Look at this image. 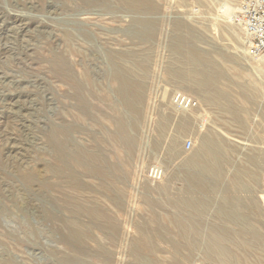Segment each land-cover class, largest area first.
<instances>
[{
    "label": "rangeland",
    "instance_id": "374dc122",
    "mask_svg": "<svg viewBox=\"0 0 264 264\" xmlns=\"http://www.w3.org/2000/svg\"><path fill=\"white\" fill-rule=\"evenodd\" d=\"M98 1L0 0V264H222L207 248L213 228L234 236L223 264H264V245L238 237L264 236V55H250L236 13L225 12L238 0ZM115 54L142 89L137 112L119 93L126 68ZM177 58L207 62L235 114L194 82L173 83ZM58 59L79 91L54 70ZM123 125L129 151L116 141ZM208 137L221 147L217 174L187 173ZM53 139L67 158L96 153L108 176L55 172ZM38 173L43 190L23 178ZM197 179L207 197L192 189ZM204 198L201 214L177 205ZM225 204L236 220L220 213ZM92 205L103 218L87 214ZM144 233L154 236L151 253L137 251Z\"/></svg>",
    "mask_w": 264,
    "mask_h": 264
},
{
    "label": "bare ground",
    "instance_id": "6f19581e",
    "mask_svg": "<svg viewBox=\"0 0 264 264\" xmlns=\"http://www.w3.org/2000/svg\"><path fill=\"white\" fill-rule=\"evenodd\" d=\"M82 1L86 5H89V6H92L96 2H99L98 0H82ZM120 1L123 3V5H125L127 7H134V8H137V9H144L145 5H146V1L145 0H120ZM236 8H237V5L235 7H226L225 12H226V14H229V15L230 14H235V13L237 14L238 8L237 9ZM179 25L181 26V24H178L177 26H179ZM182 28H183V25H182ZM177 48L179 49V47H177ZM5 54L7 55V53H5ZM111 58H112V60H115V61L123 64L125 66V68H126L125 69V73L123 75H119L118 76V79L121 81V86H120V89H119V93L124 98V100L127 101L128 106L134 112H137L138 106H139L140 101H141L142 89L140 87H137V86L133 85L129 81V79L127 77L128 65H127L126 57H124V56H122L120 54H119V56H117L115 54V55H111ZM60 59L55 61L54 70L57 72L58 76L62 80H64L65 82L69 83L77 91H79L80 87H79L78 82L74 78H72L70 75H66L64 73V67H65L66 63H65V61H62ZM203 64L193 63L190 60H182V59H178V58L174 59V61L171 62V65L169 67L170 68L169 78L171 79V81L173 83H176V84H181L183 82H194L198 86L199 90H201V91L209 90L208 95H209V99H210L211 103L216 104V105L220 106L221 108H223L225 110H228L232 114H235L236 110L231 105L232 103L229 100L230 97L228 98V96L226 94H223V93H221V92H219L217 90H214V88H215L214 84H216V83H214L213 70L210 69V67L208 66L209 64L207 62L205 63V61H204ZM259 69L264 71V59L262 60V62L259 63ZM249 92H251V91H249ZM236 109H237V107H236ZM8 112H9V110H8ZM188 128L189 127L185 124V122H182L180 124V130L181 131H185L186 132L188 130ZM23 130H25V129H23ZM116 141L118 143H120L121 145H123L124 148L127 149L128 151L131 150L134 147V142L128 137V133H127V130H126L124 125L118 131V134L116 136ZM11 142H13V141H11ZM13 145H14V142H13ZM52 145L55 146V148L58 149L57 150V155H58L57 156V161L59 163V169L56 170L55 172H57L59 174H61V173H65L66 174V173L70 172V169H71L70 166H71V167H76V168H82V169L86 170L87 172L91 173L92 175H96V176L98 175V176H102V177H107L108 176V174L105 171V168L102 166L101 158L96 153H91V152H86L85 153L84 150H83V152H77V153H75L73 155H70L67 158V157H64V153L62 152V149H60V143L58 142V140L53 139ZM30 146L31 145H28V147L27 146L26 147L29 148ZM173 149H175V148H173ZM220 149H221L220 145L218 144V142L214 138L208 137V138L204 139L201 154L196 155V157L193 160L188 162L184 170L187 173H189V174L191 172H193V171H198L201 175H207V174H213L214 175V174H217V161L219 160V155H220L219 150ZM24 153H26V152L24 151ZM64 158H67L68 162H66V160ZM40 168H43V167L40 166ZM41 170L43 171V169H41ZM70 174H72V173H70ZM16 178H17V176H16ZM23 178H24L25 182L28 185H31V186L34 185L35 186V184H36L42 190L45 189L46 186H47L46 183L43 181V177H42L41 173L33 174V175H25ZM22 182H24V181H22ZM192 189L194 191H196V192H199L200 194H203L205 197H207V195L209 194V193H205V192H207V188L205 186V181L203 179L194 180V182L192 183ZM210 203L211 202L207 198H204V199L199 200V201L198 200H194V201H190V202H187V203H185V202L177 203V205L180 206L181 208L191 209L193 212H195L197 214H201V213H203L205 211V209L208 208ZM235 206H237V204ZM234 208H236V207H234ZM86 212H87V214L92 215L96 219L104 217V213L101 212L94 205L88 207L86 209ZM220 213L224 214V215H227V216H231L230 219H232L233 221L237 219L235 211H232L231 209H228L226 204L223 206V208L221 209ZM177 221H178L179 228L183 231L181 237L183 239H187V240L191 239L192 236L186 233V229L187 228L185 227L184 223L182 221H180V220H177ZM74 226L77 229L76 232H75V236L83 237V236L86 235L87 231L85 230V228H81L80 226H77V224L74 225ZM194 235H195V233H194ZM201 235H202V233H201ZM153 237L154 236L151 235V234L144 233L142 238L138 242L139 243V247H138L139 250H137V251L139 253H142V252L151 253L153 251V246H152V241H151ZM157 237H159V236H157ZM195 237H196V235H195ZM238 237L243 240V244H244L245 247L249 246V248H250L251 244H253V245H255V244L264 245V236L261 233H258V232H252V233L242 232V234H240ZM233 238H234V236L231 235L228 231H224V230L223 231H219L218 229L213 228L211 230L208 238H207L208 239L207 248H208L209 253L216 254L219 257V260H222V264H223V262H230L231 258H232V253L230 251L229 246L232 244Z\"/></svg>",
    "mask_w": 264,
    "mask_h": 264
},
{
    "label": "built area",
    "instance_id": "2783aa9c",
    "mask_svg": "<svg viewBox=\"0 0 264 264\" xmlns=\"http://www.w3.org/2000/svg\"><path fill=\"white\" fill-rule=\"evenodd\" d=\"M236 20L242 27L248 40L249 53L258 58L264 55V0H238ZM180 102L190 105V101L181 99ZM187 142L186 148H191Z\"/></svg>",
    "mask_w": 264,
    "mask_h": 264
}]
</instances>
